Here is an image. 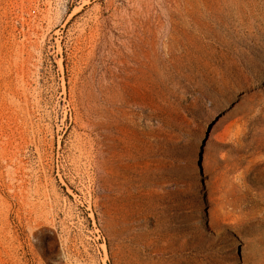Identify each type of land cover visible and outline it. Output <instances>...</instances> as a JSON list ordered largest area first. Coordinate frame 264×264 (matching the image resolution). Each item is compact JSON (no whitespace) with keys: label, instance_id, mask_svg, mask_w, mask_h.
I'll use <instances>...</instances> for the list:
<instances>
[{"label":"rangeland","instance_id":"1","mask_svg":"<svg viewBox=\"0 0 264 264\" xmlns=\"http://www.w3.org/2000/svg\"><path fill=\"white\" fill-rule=\"evenodd\" d=\"M0 264H264V0H0Z\"/></svg>","mask_w":264,"mask_h":264},{"label":"bare ground","instance_id":"2","mask_svg":"<svg viewBox=\"0 0 264 264\" xmlns=\"http://www.w3.org/2000/svg\"><path fill=\"white\" fill-rule=\"evenodd\" d=\"M262 18V17H261ZM259 21H260V19H259ZM252 23V22H251ZM255 23V22H254ZM259 23V22H258ZM261 25V24H260ZM257 26V25H256ZM262 26V25H261ZM254 28V27H253ZM262 28V27H261ZM253 57V56H252ZM227 60V59H226ZM230 61V60H229ZM234 61V60H233ZM232 61V62H233ZM228 62V61H227ZM249 62V61H248ZM228 65H230V64H228ZM235 66V65H234ZM238 66H239V64H238ZM224 67V66H223ZM228 67V66H227ZM232 67V66H231ZM237 67V65L235 66V68ZM229 68V67H228ZM233 68V67H232ZM234 68V69H235ZM239 68V67H238ZM223 69V68H222ZM231 69V68H230ZM229 69V70H230ZM240 69V68H239ZM238 69V70H239ZM226 70V69H225ZM228 70V69H227ZM235 70H237V68L235 69ZM224 71V70H223ZM222 71V72H223ZM241 71V70H240ZM230 72V71H229ZM235 72H237V71H235ZM232 73H233V71H232ZM238 73V72H237ZM230 75H231V73H230ZM233 75V74H232ZM236 76V75H235ZM234 76V77H235ZM238 76V75H237ZM225 77V76H224ZM215 115V114H214ZM214 115H212V117H209L208 119H207V121L205 122V124L201 127V129H200V132H199V135H198V138H197V146H196V151H195V162H196V164L197 163H199L200 162V149H201V147L203 146V142H204V140H205V138L207 137V132H208V128H209V126H210V123H211V120L213 119V116ZM209 223V222H208ZM211 230L213 231V232H215V233H217V231L215 230V228H213L212 226H211Z\"/></svg>","mask_w":264,"mask_h":264}]
</instances>
